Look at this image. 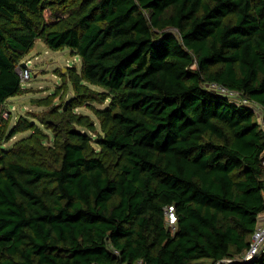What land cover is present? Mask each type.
I'll return each instance as SVG.
<instances>
[{"label":"trees","instance_id":"trees-1","mask_svg":"<svg viewBox=\"0 0 264 264\" xmlns=\"http://www.w3.org/2000/svg\"><path fill=\"white\" fill-rule=\"evenodd\" d=\"M37 39L80 57L77 95L108 100L103 133L65 128L53 167L1 146L35 127L6 134L1 112ZM253 105L264 115V0H0V264L241 259L264 210Z\"/></svg>","mask_w":264,"mask_h":264},{"label":"rangeland","instance_id":"rangeland-1","mask_svg":"<svg viewBox=\"0 0 264 264\" xmlns=\"http://www.w3.org/2000/svg\"><path fill=\"white\" fill-rule=\"evenodd\" d=\"M67 10L68 7L60 11L50 8L45 15L52 18L57 13L65 14ZM145 14L148 15L147 12ZM21 63H26L30 77L22 79L20 90L5 100L1 115L6 134L22 118L31 121L35 127L4 137L1 146L10 159L14 158L13 154L23 155L26 159L53 167L58 164L65 139L61 134L65 128H77L91 137L103 133L95 109L106 106L108 100L101 102L99 95L88 91L76 94L69 79V69L79 72L81 62L80 57L68 47L52 50L42 39H37L32 48L19 58L18 69L22 68ZM89 87L100 90L93 85ZM252 109L259 121V107L253 105ZM91 144L99 149L95 142ZM197 262H208V259H198Z\"/></svg>","mask_w":264,"mask_h":264},{"label":"built area","instance_id":"built-area-1","mask_svg":"<svg viewBox=\"0 0 264 264\" xmlns=\"http://www.w3.org/2000/svg\"><path fill=\"white\" fill-rule=\"evenodd\" d=\"M19 73L23 80L28 79L30 77V71L26 67L20 68ZM208 87L212 90L218 91V93L227 95L231 100L237 99L241 103H244V104L251 103L246 98L238 99L239 93L237 91L226 89L224 86H220V85H216L212 83V84H209ZM259 118H260L259 122L264 129V115L262 116L259 115ZM263 195H264V192H263ZM166 218L169 224H173L175 222V215L173 214L170 208L166 210ZM114 252L117 253V250H114ZM262 252H264V210L259 212L256 215L255 227L249 238V246L246 249V251L243 253L241 260L249 259L254 254H261ZM228 260L230 259L224 258L222 260L213 262V264H226L225 261H228ZM134 264H144V263L141 260H138Z\"/></svg>","mask_w":264,"mask_h":264},{"label":"water","instance_id":"water-1","mask_svg":"<svg viewBox=\"0 0 264 264\" xmlns=\"http://www.w3.org/2000/svg\"><path fill=\"white\" fill-rule=\"evenodd\" d=\"M26 63H21V66L22 67H25ZM259 254H254L252 257H250L249 259H246V260H241V259H230L228 261H225L226 264H232V263H235V264H243V263H248L252 260H254Z\"/></svg>","mask_w":264,"mask_h":264}]
</instances>
